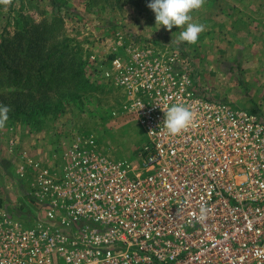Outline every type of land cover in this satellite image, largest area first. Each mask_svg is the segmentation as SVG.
Returning a JSON list of instances; mask_svg holds the SVG:
<instances>
[{"label":"built area","instance_id":"2783aa9c","mask_svg":"<svg viewBox=\"0 0 264 264\" xmlns=\"http://www.w3.org/2000/svg\"><path fill=\"white\" fill-rule=\"evenodd\" d=\"M116 39L107 73L147 140L132 161L92 133L53 163L22 152L30 199L0 204V264H264V121L206 96L177 47ZM173 104L193 113L178 134Z\"/></svg>","mask_w":264,"mask_h":264},{"label":"rangeland","instance_id":"374dc122","mask_svg":"<svg viewBox=\"0 0 264 264\" xmlns=\"http://www.w3.org/2000/svg\"><path fill=\"white\" fill-rule=\"evenodd\" d=\"M211 1L215 0H203ZM216 1L217 7L226 2L243 6L244 21L250 23L220 24L219 19H207L201 12L206 6L202 4L190 12L192 22L204 24L197 42L177 43L183 28L174 26L169 31L156 26L155 14L146 4L138 7L126 2L118 7H106L68 0L67 5L59 8L53 0H0V37L24 21L35 25L60 14L65 35L83 45L91 65L100 69L101 81L109 86L112 79L107 73V58L114 55L115 45L111 49V44L118 34H124L128 43H168L184 53L194 80L206 96L232 100L233 106L253 111L264 121V0ZM114 90L100 95L96 98L99 101L86 99L84 105L67 103L57 118L47 119L40 127L26 121L12 124L7 120L0 126V199L6 206L14 207L30 199L33 172L29 166L20 169L16 162V156L23 150L38 162L53 163L65 153L69 142L82 133H92L111 158L135 159L137 148L147 137L122 110L120 95ZM16 142L19 146H15ZM12 146L17 150L15 156L8 151ZM19 170L24 176H20Z\"/></svg>","mask_w":264,"mask_h":264},{"label":"trees","instance_id":"16d2710c","mask_svg":"<svg viewBox=\"0 0 264 264\" xmlns=\"http://www.w3.org/2000/svg\"><path fill=\"white\" fill-rule=\"evenodd\" d=\"M81 1L88 6L101 4L106 7H118L126 2L140 7L149 2ZM53 2L60 8L67 5L68 0ZM63 22L60 14L35 25L24 21L20 27L12 32L4 31L0 37V105L8 106L7 121L12 124L26 121L35 128L40 127L47 119L57 118L67 103L84 105L86 99H98L106 92L115 91L114 88L122 105L121 90L101 81L100 69L91 65L81 43L65 35ZM113 56L107 58V63ZM2 202L0 200V204ZM22 207L27 208V203Z\"/></svg>","mask_w":264,"mask_h":264},{"label":"clouds","instance_id":"9594fccd","mask_svg":"<svg viewBox=\"0 0 264 264\" xmlns=\"http://www.w3.org/2000/svg\"><path fill=\"white\" fill-rule=\"evenodd\" d=\"M203 0H149L147 7L155 14L156 26H163L167 30L182 27L176 38L177 43L195 44L199 34L204 30V24L192 22L190 12L198 9ZM9 108L0 105V126L8 119ZM193 120V113L184 105L173 104L164 113L163 125L170 134H178L186 129ZM201 209V215L205 213Z\"/></svg>","mask_w":264,"mask_h":264},{"label":"crops","instance_id":"0c3cea01","mask_svg":"<svg viewBox=\"0 0 264 264\" xmlns=\"http://www.w3.org/2000/svg\"><path fill=\"white\" fill-rule=\"evenodd\" d=\"M206 1V0H205ZM203 5H206L205 7H204V11H203V9H201V12H204V16L207 18V19H210V18H214V19H219V23L220 24H223L225 21H232V25L234 24V23H236V24H240L241 23V21H242V24L245 22L244 20V17H246V15H245V13L246 12H242L241 10V7H243V6H241V5H238L237 4V6H235V4L233 3H230V2H226V3H224V5H221V7H217V1L215 0L214 2H203L202 3ZM226 7H227V10H226ZM202 8H203V6H202ZM220 8L222 9V10H220ZM244 8V7H243ZM253 8L256 10V7H254L253 6ZM230 13V14H229ZM249 14V13H248ZM226 16L228 17V18H226ZM248 16V15H247ZM241 17H243V20H240V18ZM234 22V23H233ZM250 22L247 20L246 22H245V24H249ZM112 45H115V47H116V41H112V44H111V49H112ZM110 49V50H111ZM115 56V55H114ZM114 56L112 57V58H114ZM16 145L15 146H19V143L18 142H16L15 143ZM6 146H10V144L9 143H7V145ZM5 146V149L7 150V147ZM15 146H12L11 148H9V152H10V154H12V155H14L15 156V154L17 153V150L16 149H13V147H15ZM5 150V151H6ZM24 152H25V150H23ZM22 154V153H21ZM31 156V155H30ZM34 160H37V159H34ZM20 161H21V155H19V156H16V162L18 163V165H19V163H20ZM38 161V160H37ZM45 164H48V163H45ZM32 176V175H31ZM34 176V175H33ZM19 177V176H18ZM19 178H21V177H19ZM32 179V181H33V177L31 178ZM0 182H1V180H0ZM32 184V183H31ZM29 190V189H28ZM30 190H31V188H30ZM1 200V199H0Z\"/></svg>","mask_w":264,"mask_h":264}]
</instances>
